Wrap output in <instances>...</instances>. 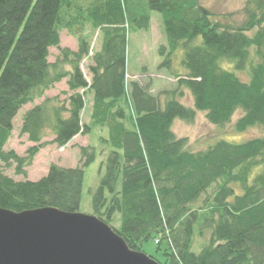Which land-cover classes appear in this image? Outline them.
Listing matches in <instances>:
<instances>
[{
  "label": "trees",
  "instance_id": "16d2710c",
  "mask_svg": "<svg viewBox=\"0 0 264 264\" xmlns=\"http://www.w3.org/2000/svg\"><path fill=\"white\" fill-rule=\"evenodd\" d=\"M258 8L259 18L250 13L246 23L232 27L214 23L198 0H96L86 10L75 0H0V163L15 165V174L25 179V168L45 147L65 148L78 136L107 130L101 140L109 152L89 192L93 216L132 251L142 252L144 243L159 239L157 253L164 258L159 264H264V137L220 141L194 153L188 139L173 132L175 120L193 122L196 112L220 127L240 112L239 133L264 128L263 0ZM151 12L162 15L168 42L159 49L160 68L171 72L172 57L182 49L186 75L178 83L189 90L193 108L175 93L162 104L149 85L127 82L128 37L149 29ZM88 23L103 37L89 66L90 82L80 67L91 52L82 34ZM62 29L77 38V52L60 47ZM51 48L60 53L55 63L49 62ZM224 62L235 71L249 70L250 81L224 69ZM64 80L65 100L46 98L23 116L20 136L34 144L27 156L7 152L20 110ZM88 94L93 108L85 124ZM79 151V166L51 165L37 182L15 181L0 171V208L80 213L85 169L98 154L92 145ZM117 215L120 226L114 228ZM205 231L211 233L209 243L195 253V238Z\"/></svg>",
  "mask_w": 264,
  "mask_h": 264
},
{
  "label": "rangeland",
  "instance_id": "374dc122",
  "mask_svg": "<svg viewBox=\"0 0 264 264\" xmlns=\"http://www.w3.org/2000/svg\"><path fill=\"white\" fill-rule=\"evenodd\" d=\"M75 2L85 10L96 4V0H75ZM198 3L212 13V21L214 23H219L224 26L239 27L249 20L250 13L255 14L258 18L263 13V11L258 8L259 0H198ZM71 14H75L73 8ZM82 34L88 38L91 45L90 55L85 58L80 65L84 76L88 80L90 78L89 66L91 65L93 53L101 50L103 37L99 30L91 28L90 23L85 26ZM200 41L201 39L197 41V44H199ZM167 46L168 42L164 34L162 15L158 12H151L149 29L147 31H131L128 37L126 55L127 82L130 83L131 81H135L141 85H149L151 94L159 96L162 104L169 99V96L171 97V95L175 93L176 99L179 102L187 108H193V98L189 90L184 86L179 87L178 83L179 80L183 79L186 75V71L181 64L183 59L182 49L178 48L172 57L173 63L171 72L160 68L164 58L160 56L159 49ZM60 47L69 49L73 52L78 51V40L68 29H62L60 31ZM49 52V62L55 63L60 54L59 50L57 48H51ZM222 67L228 71L235 72L242 81H250L249 70L235 71L233 65L227 62L222 63ZM67 93L69 94L68 87L66 85V80H64L57 84L52 90L48 91L43 99L34 102L32 105L23 107L14 119V131L5 150L7 152L14 151L22 158L26 157L28 149L33 147L34 144L28 141L27 136H20L23 116L30 108L38 103L41 104L46 98L59 96L61 100H65L68 95ZM88 117L89 111L85 109L83 112V122L85 124L90 122ZM240 117L241 113L238 112L233 117L231 123L220 127L211 124L207 120L205 113L196 112L193 122L179 119L175 120L173 123V132L178 138H187L188 149L194 153L206 151L209 147L220 141L241 144L252 139L264 137V128L261 127L250 128L243 133L237 132L235 130V124ZM106 134L107 130H104L105 136H100L101 134L95 132L90 140H88V136H78L65 148H59L56 145L45 147L34 158L32 165L25 168L27 172V177L25 179L31 182L39 181L48 174L51 165L76 168L80 165L79 148L87 147L88 145L96 147L98 154L97 160L85 169L83 200L80 209L81 214L93 216L94 213L89 192L91 189L97 187L102 174V164L105 162L109 152V146L101 140L102 138H107ZM52 139L53 138H47L45 141H51ZM15 167L16 166L13 165L11 168H7L4 164L0 163V171L7 177L15 181H24L25 179L23 176H17L15 174ZM206 198L207 196L203 195L195 204V207L197 209L201 208ZM118 219L119 215L116 216V221L113 224L114 228L120 226ZM210 235L211 233L209 231H205L203 236H196L193 246V251L195 253H199L201 249L209 243ZM156 240L155 243L154 241L144 243L142 246V253L149 257H153L157 262L164 263L162 254L157 253Z\"/></svg>",
  "mask_w": 264,
  "mask_h": 264
},
{
  "label": "water",
  "instance_id": "95a60500",
  "mask_svg": "<svg viewBox=\"0 0 264 264\" xmlns=\"http://www.w3.org/2000/svg\"><path fill=\"white\" fill-rule=\"evenodd\" d=\"M0 264H159L95 216L0 208Z\"/></svg>",
  "mask_w": 264,
  "mask_h": 264
},
{
  "label": "crops",
  "instance_id": "0c3cea01",
  "mask_svg": "<svg viewBox=\"0 0 264 264\" xmlns=\"http://www.w3.org/2000/svg\"><path fill=\"white\" fill-rule=\"evenodd\" d=\"M90 80H91V75H90V78L88 79V82H90ZM87 99H86V110H88L89 111V117H88V119L90 120V118H91V114H92V108H93V98H92V95H90V94H88L87 95V97H86ZM36 105H39V103L38 104H36ZM29 106V105H28ZM33 108V107H32ZM32 108H30V109H32ZM29 109V110H30ZM88 123H90V122H88ZM87 123V124H88ZM95 132H98L99 134H101L100 136H105L104 135V130H94L93 132H92V134L90 135V136H88L87 138H88V140H90L91 139V136L92 135H94L95 134ZM107 137H108V132H107ZM77 138V137H76ZM75 138V139H76ZM74 139V140H75ZM73 140V141H74Z\"/></svg>",
  "mask_w": 264,
  "mask_h": 264
},
{
  "label": "built area",
  "instance_id": "2783aa9c",
  "mask_svg": "<svg viewBox=\"0 0 264 264\" xmlns=\"http://www.w3.org/2000/svg\"><path fill=\"white\" fill-rule=\"evenodd\" d=\"M158 243H159V239L156 240V244H158Z\"/></svg>",
  "mask_w": 264,
  "mask_h": 264
}]
</instances>
